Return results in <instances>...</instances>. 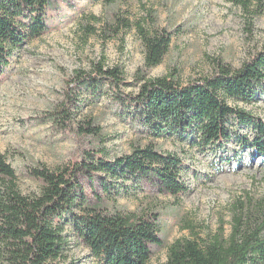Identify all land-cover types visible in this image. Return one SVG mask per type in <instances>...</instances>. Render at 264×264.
<instances>
[{
	"label": "rangeland",
	"instance_id": "obj_1",
	"mask_svg": "<svg viewBox=\"0 0 264 264\" xmlns=\"http://www.w3.org/2000/svg\"><path fill=\"white\" fill-rule=\"evenodd\" d=\"M60 6L48 15V31L14 49L0 76V152L14 169L19 190L38 194L40 184L29 176L32 168H61L80 160L84 149L96 146L105 159L113 160L136 146L152 145L183 161L188 191L174 198L133 188L119 195L116 206L136 213L158 212L167 246L176 239L200 240L219 227L227 236L232 207L238 202L251 208L261 205L264 211V159L253 148L242 147L234 139L197 149L171 136L156 138L141 127L132 107L121 103L110 86L97 93L69 90L73 72L90 70L91 63L103 56L106 66H116L123 73L120 92L136 93L144 60L137 23L147 30L171 31L167 53L145 73L146 78L170 75L186 84L212 74L217 63L238 68L260 49L264 11L247 24L241 9L227 0H69ZM115 16L129 26L106 38L102 23L114 22ZM229 104L264 123V81L251 102ZM61 106L70 113L68 125L44 120ZM86 121L99 129L97 135L83 137L77 132ZM235 131L253 137L248 127ZM63 234L64 264H100L69 224ZM149 264H166V247Z\"/></svg>",
	"mask_w": 264,
	"mask_h": 264
},
{
	"label": "trees",
	"instance_id": "obj_2",
	"mask_svg": "<svg viewBox=\"0 0 264 264\" xmlns=\"http://www.w3.org/2000/svg\"><path fill=\"white\" fill-rule=\"evenodd\" d=\"M227 1L241 9L247 24L264 11V0ZM65 2L69 0H0V76L13 50L45 34L48 15ZM91 19L100 22L97 16L91 15ZM112 20L102 23L106 38L129 26L123 18L115 16ZM136 28L144 49L136 93L120 92L123 73L116 66H106L103 56L91 63L90 70H75L69 90L75 87L97 93L108 85L121 103L132 107L141 127L156 138L171 136L197 149L234 139L264 159V123L229 104L231 100L251 102L260 94L264 40L240 67L217 63L212 74L182 84L170 75H145L162 62L171 31L154 27L147 30L140 23ZM67 98L70 102V91ZM69 114L61 106L44 120L66 125ZM245 127L253 131L252 139L235 131ZM77 132L88 137L97 135L99 129L86 121ZM97 150L99 154H92ZM184 172V163L176 154L152 145L136 146L113 160L105 159L101 149L93 146L83 150L80 160L61 168H32L29 176L38 181L40 191L26 195L19 190L15 171L0 152V264H64L66 224L100 264H149L165 247L166 264H264L261 205L251 208L238 202L233 206L227 236L219 227L200 240L176 239L168 246L158 212L136 213L116 206L119 195L133 188L176 198L188 191Z\"/></svg>",
	"mask_w": 264,
	"mask_h": 264
}]
</instances>
